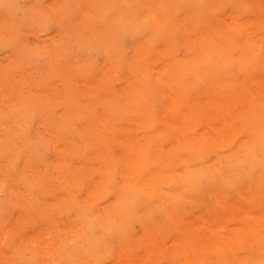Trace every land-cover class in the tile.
<instances>
[{"label": "bare ground", "instance_id": "obj_1", "mask_svg": "<svg viewBox=\"0 0 264 264\" xmlns=\"http://www.w3.org/2000/svg\"><path fill=\"white\" fill-rule=\"evenodd\" d=\"M116 1L120 2V0ZM2 2L15 5L14 0ZM75 2L77 7V1ZM255 2L259 5L257 8L263 4L264 10V0H255ZM221 3L224 5L226 0H177L175 13L182 17V26L187 30V41L190 42L193 37L189 22L191 15L204 13L207 19L215 22L220 17V11L215 9ZM78 5V15L74 21L72 20L73 24L71 23L73 33H70L71 29L66 28L70 18L65 21L63 15L57 18L58 28L61 35H64L60 52L56 47L45 44L40 49L44 56L40 62L35 52L25 53L29 65L45 70L39 72L43 78L51 75L54 71L52 69H56L68 88L60 90L57 95L52 94L54 90L51 93L47 88L42 92L44 98L39 104L33 101L32 105L28 100L21 101V105L17 102L18 107L12 105L8 109L12 113L18 110L21 117L8 114L5 122L0 123V224L6 221L10 223L0 229V236L6 227L16 223L11 220L13 217L6 219L7 215L2 208L3 201H8L13 206L14 216L19 217V221H24L25 217L22 213L30 210L32 214H29L26 220L28 222L37 221L34 213L40 214L43 211L42 219L58 224L57 229L61 234L58 235L56 244L45 238V230H41L34 237H28L23 234L24 231L19 232L20 244L13 246L21 253L28 247L33 248L42 256L43 264H75L84 261L91 264L95 261L94 258L101 257L103 252L107 251L106 245L116 237L120 241L119 246L110 251L112 254L115 251L117 259L124 258L120 248L128 245L130 239L128 236L131 235L132 225L136 222L144 233L132 232V242L151 248V264H165L167 257L172 259L174 264H264V231L259 232V229H264V77L260 75L264 69V26L262 28L260 26L264 22V14L258 17L257 27L252 33H244L242 39L229 37L226 31L221 33L220 30L216 34L205 31L202 44H206L208 49H205L201 55V61L197 64L199 67L196 66L191 55H185L188 64L184 66L189 70L187 74L191 78L195 77L197 82L189 86L196 88V93L204 89L199 82H204V78L209 77L218 88L213 87L224 92L225 96L221 98L225 102L229 103L231 100L253 95L247 100V104L227 113L228 117L235 118V123L232 125L235 131L229 142L222 145V147H230L229 150L216 151L215 148V153H210L209 160H205L199 149L190 148L201 147L203 144L205 147H220L216 143L215 132L199 133L194 130L187 132L180 126H173L176 119L188 122L187 118H190L191 110L187 113V117L185 114L182 115L180 110L169 116L167 112H149L152 109L138 103L137 100L129 105L127 109L129 119H127L123 110L119 108L118 112L114 113L112 107L103 103L111 124L105 125L100 119H96L91 121L94 129L90 132H77L85 142V149L98 147L100 152L98 159L102 164H99L95 171L88 173L85 171L86 167L85 170L82 168L86 160L78 161L74 155L79 151L78 147H74L79 145V141L76 144L72 142L64 144L55 137L49 147L53 153L49 165L37 147L38 144L45 147L44 135L40 133L39 139L35 140L29 137L25 128L20 130L21 120L28 113L34 114L38 119L45 117L46 114L47 120H56V117L52 116L53 113L54 116L59 117L58 122H54V127L59 128L63 121L68 127L63 132L64 140L68 138L72 141L70 131H73L74 117H60L55 109V106L59 109L57 111L65 109L66 93L70 88L71 75L67 71L72 56H67L68 50L74 55L78 54L76 50L80 48V37L84 35L87 38L95 37V34L104 30L107 45L104 51L111 65L115 66L114 62L123 63L128 56V61L132 64L135 60L131 61L130 57H137L141 68L153 73L154 78L161 81V86L176 79L177 71L171 69L172 79L168 78L165 76L166 71L155 72L151 67L148 68L150 57L142 60L143 58L137 55L141 53L138 51L144 43L151 41L159 43L166 36H171V32L166 29L160 32L157 27H153L147 20L138 16L121 18L125 7L120 3L117 5L112 0H109L107 13H101L102 19L98 21L97 13L101 4L96 0L84 2L78 0ZM94 10L95 16L92 18ZM58 12L59 9L55 8L54 14L57 15ZM11 15L6 17L9 22H12L8 20ZM89 15L91 22L95 21L94 24L92 26L88 23L81 24ZM31 16H37L34 8L30 9V13L24 18L25 23H22L21 31L24 34L34 30L32 24L28 22ZM239 26L243 29L247 24L243 22ZM88 27L90 29L87 30ZM215 29L220 28L216 25ZM76 34L77 37L72 38ZM128 35L134 39V50L132 55L128 52L122 57V54H125L122 50L123 39ZM214 44L226 48L236 61L238 72L243 73V79L228 84L227 79L224 80L221 74L215 72L218 68L224 69L225 65L212 54L211 51L216 52ZM190 47L191 45L185 46L184 51H189ZM161 49L159 47L154 50V54ZM53 55L65 58L61 59L63 68L55 65ZM196 58L198 59L199 55ZM110 64L98 74L105 78L111 77L112 75L105 72L107 68L111 73L114 72V66L111 67ZM122 78L128 79L129 75L124 71ZM51 86L52 84L49 87ZM126 92H128L126 97L132 101L138 99V95L142 92V95H147V91L141 89L136 79L126 88ZM70 101L73 100L69 97L67 102ZM44 104H47V108H44ZM200 104L204 105L197 101L193 106L200 107ZM91 107L92 104L85 109V112L91 110L87 115L89 118L92 115ZM113 107L118 108L115 104ZM43 109H46L45 113ZM227 110L228 108L223 109V113L225 114ZM173 129H178L183 136L178 138L172 133ZM145 139L149 142L146 145H144ZM208 140L210 145L207 144ZM61 145L64 147H57ZM148 147L157 148L148 151L150 149ZM160 147H173V149L171 151L170 148H164L162 155L158 156ZM146 151L148 152L145 153ZM156 156L160 157L162 162H154L158 159ZM116 175L122 177L121 184L116 183ZM203 178L206 179L204 193L213 197V201L214 196L218 199L223 197L221 204L227 206L222 211L216 210L218 213L231 212L245 218L241 219L238 228L233 229L234 232L214 234L213 229L221 223L220 218L217 224L209 221L210 225H207L205 220L208 218L205 216L208 213H203L204 211L198 214L204 221L194 222L198 218H190L188 221L190 216L184 214L185 206L188 203L193 205L198 203ZM243 178L248 179V185L243 184ZM222 184L229 186L235 197L230 198L225 195ZM99 186L106 192L107 200L96 199L98 195L96 190ZM259 190L260 195H257ZM252 195L257 196V199L247 200V197L250 198ZM44 203L47 207L49 203L55 204L59 209V217L57 218L56 213L49 208L43 207ZM245 204L253 205L257 209L255 211L249 209ZM156 212L162 213L160 218L163 222L167 219L165 227L174 234L173 241L164 243L165 241L161 240L164 238V229L159 228L154 222ZM199 226L205 229L210 227L211 235L205 237ZM218 246L224 247L225 250L219 249ZM217 252L222 255L216 257ZM156 256L161 260L159 263L156 262ZM23 257L25 256L19 257L14 264H30V260ZM122 263L127 262H120Z\"/></svg>", "mask_w": 264, "mask_h": 264}, {"label": "rangeland", "instance_id": "obj_2", "mask_svg": "<svg viewBox=\"0 0 264 264\" xmlns=\"http://www.w3.org/2000/svg\"><path fill=\"white\" fill-rule=\"evenodd\" d=\"M2 1L3 0H0V123L5 122L8 114L19 115L21 117L18 110L12 113L8 107H11L12 105L14 107H18V103L21 105V101L26 100H28L32 105L33 101L39 104L40 100L44 98L42 92L47 88L50 89V92L54 90L53 93L51 92L53 95L56 93L58 94L60 90L63 91L68 88L66 83L62 82V75L60 76V74H57L58 70L56 69H52L54 70L53 73L46 76V79L43 78L42 74H39V72L44 69L41 67L35 68L33 65H29L25 57V53L28 51L33 53L35 52L38 55L36 57L40 62L42 58H44L40 49L45 46V44L56 47L57 51L60 52L64 35H61V31L58 28L57 18L60 15H63L62 18L64 21L69 20L70 18L66 28H68V30L71 29L70 33H73L71 23L73 24L72 20L74 21L79 12L78 0H76L77 7L75 6V0H14L15 5H9L8 3ZM84 1L85 0H83V2ZM112 1L116 2L117 5L120 3L125 7L121 13V18L125 19L129 16H138L147 20V22H149L153 27H157L160 32H164L166 29L172 33L171 36H166L159 43L152 41L144 43L138 51L141 53L137 55L142 57V60L150 57L151 59L149 61L148 68L151 67L155 72L166 71L167 74H165V76L168 78L172 79L170 70L175 69L177 71V78L172 80L171 83L161 86V81L154 78L153 73H150L148 69L147 71H144L140 66L141 63L138 58H135L134 56L130 57L131 61L133 59L135 60L132 64L129 63L128 56L123 63L116 64L114 62L115 66L111 65V62L107 59V54L104 51V48L107 47L105 43L106 37L104 30L98 32V34L92 33L95 34V37L87 38L85 35L84 37H80V48L76 50L78 54L74 55V53H71L70 50H68L67 56H72L67 71L68 74L71 75V82L70 88L66 93L65 109L57 111L59 109L55 106L56 114L58 116L74 117L73 131H70L72 141L68 138L66 141L64 140L65 135L63 132H65L68 127L67 125H64L65 123L63 121L62 124L59 122L61 124L59 128L54 127V122H58L57 120L59 117L57 118V116H54L53 113L52 116L53 118L56 117V120H47L46 114L45 117L38 119L34 114L29 113L21 120L20 130L25 128L29 137L32 139H39L40 133L44 135L45 147L42 144H38L37 147L41 155H43L45 162L49 165L51 164L50 161L53 159V153L51 148H49L50 143L55 140V137H58V140H61L64 144H68L69 142L76 144V142L79 141L78 146L73 144L74 147H78L77 149L79 150L77 153H74L75 157L78 161L86 160V162L82 165L84 170L85 167L87 168L85 171H88V173L95 171L98 168V165L102 164L98 159L100 156L98 147L85 149V142L77 134V132H90V130L94 129V124L91 121H95L96 119H100L101 123L105 125H107V123L111 124V119L107 117V113L104 111V104H107L108 107H112L114 113H117L120 108L125 112L126 118L129 119L127 109L131 103H134L137 100L138 103L149 106L152 109L149 110V112H167L169 116L174 115L173 112L178 113L180 110V113H182V115L185 114L187 117V113L191 110L190 118H187L188 122L183 120L178 121L176 119V121L173 122V126H180L181 129L187 132L192 130L199 133L206 131L215 132L214 136H216V143H218V146L220 147H205L204 144L201 147H190L193 149H199L201 156L205 160H209L210 153H215V148L216 151L217 149L222 151L229 150L230 147H222V145H226L229 142L233 132L235 131L232 129V125L235 123V118L233 116L228 117L227 113L235 109H239L242 105L247 104V100H250L253 95L248 93V97H243L239 100H231L229 103L228 101L225 102L221 98L222 96H225L224 92L221 89H215L218 87L213 83L214 81L210 80L209 77L204 78V82H199L201 86H204V89L203 91L196 93V88L189 86L190 84H196L197 82L195 77L191 78L187 74L189 70L186 66H184L188 64L185 61V55H191L196 66H198V62L201 61V55H203L205 49H208L206 44H202V38L205 31H208L210 34L219 33L220 30L221 33L226 31L229 37H235L236 39H242L244 37V33H252L255 27H257L256 22L258 17L260 14H264V10L262 9L263 4L257 8L259 5L255 2V0H226L224 5L221 3L215 9L220 11V17L215 20V22L207 19V15L204 13H198L199 15L193 13L189 19V22H191L190 31L193 37L189 42L186 39L187 30L181 23L182 17L175 13L177 0ZM96 2L101 4L99 12L97 13L98 21L102 19L101 13H107L109 0H96ZM31 8H34L37 13V16H31L28 21L32 24L34 30L29 33L25 32L24 34L21 31L22 23H25L24 18L30 13ZM55 8L59 9L57 15L54 14ZM10 14L12 15L8 20L12 22L6 20V17ZM94 14L95 10L92 18L95 16ZM94 22H91V17L89 15L81 22V24L88 23L92 26ZM243 22H246L247 26L242 29L239 25ZM216 25L220 28L219 30L215 29ZM260 26L262 28V26H264V22H262ZM88 29H90V27H88L87 30ZM73 31L75 32L76 30ZM76 37L77 34L72 38ZM60 39L61 41L59 42ZM133 41L134 39L130 35L124 37L122 50L125 54H122V57L126 56L128 52H131L130 54L132 55V51L134 50ZM109 44L108 47H110ZM188 45H191L190 50L185 52V46ZM214 46L215 51L219 53V55L214 51H211L212 54L218 57L217 60H220L225 65L224 69L218 68L215 72L221 74V77L224 80L227 79L228 82L226 83L228 84H233L236 80L243 79V73L238 72L236 61L230 56V53L226 51V48L217 46L216 44H214ZM159 47L162 49L154 54V50ZM197 55H199L198 59L196 58ZM53 57L55 58V65L57 67L59 65L60 68H63L61 65V59L65 58L59 57V55H53ZM108 64H110L111 67L114 66V72L111 73L107 68L105 72L112 76L105 78L98 73L100 70L106 68ZM124 71L129 75L128 79L122 78ZM260 75L264 77V69ZM134 79L137 80L139 86L144 92L147 91V95H142V92V94L138 95V99L132 101L126 97L128 95L126 88L132 84ZM51 84L52 86L49 87ZM54 87L58 88H56V92ZM69 97L73 101L67 102ZM49 100L52 99L49 98ZM101 101L102 103H100ZM197 101L204 103V105L200 104V107H194L193 103ZM208 103H211V105L207 106ZM91 104L92 115L89 118L87 115L91 110H87L85 112V109L89 108ZM113 104L117 105L118 108L116 109L113 107ZM168 104L170 106H168ZM164 105L167 106L164 107ZM229 105H231V107H229ZM44 108H47V104H44ZM225 108H228V110L224 114L223 109ZM45 110L46 109H43L44 113L46 112ZM172 133L178 138L183 136L178 129H173ZM142 138L143 136H141V139ZM148 143L149 142L145 139L144 145ZM207 144H211L209 140L207 141ZM57 147L64 146L61 145ZM155 148L157 147H151L148 151H152ZM164 148H170L171 151L173 149V147H160L158 156L162 155L161 153ZM158 156H156L158 159H155L154 161L156 163L162 162ZM245 179L243 178V184L248 185L249 181L248 179ZM115 181L117 184H121L123 179L121 176L116 175ZM205 185L206 179L203 178L198 203L196 205L188 203L185 206L184 214L190 216L188 221L190 218H198L196 220L194 219V222H200V220L204 221V219H200L198 215L204 211L203 213H208L205 216V218H208L205 220L207 225H210L208 223L209 221H214L216 223L218 222V218H220L219 220L221 223H218V225L213 229L214 234H227L234 232L233 229L238 228L240 226L241 219L245 218L236 216V213L231 212L218 213L216 210L222 211L223 208H227V206H222L221 204L223 197L218 199L214 196L215 200L213 201V197L204 193L203 190L205 189ZM222 188L225 195L230 198L235 197V193H232V189L229 186L222 184ZM96 193L98 194L96 199L103 198L104 200H107V194L103 187L99 186ZM257 195H260V190ZM250 199L256 200L257 196L252 195L250 198L247 197V200L251 201ZM8 203V201H3L2 203V208L7 215L6 219L8 220L10 217H13L11 220L16 223L10 227H6L0 236V264H14V262H16L21 256H25L23 258H28V260H30V264H43L42 256H40L38 252L34 251L33 248L28 247L26 251L21 253V251L18 252L17 248L13 246L20 244V240L18 239L19 232L24 231L25 233L23 234L28 237H34V235L37 233L39 234L41 230H45V238H49L53 244H56L58 241V235L61 234L57 229L58 224L42 219L43 211L40 214L34 213V218L37 221H26L29 218V214H32L30 210L22 213V216H24L25 219L24 221H19V217L14 216L13 206ZM250 204L252 203L250 202ZM45 205L46 204L44 203L43 207L49 208L52 212L56 213L57 218L59 217V209L55 204L49 203V207ZM246 206L254 211L257 209L253 205ZM161 215L162 213L156 212L154 215V222L159 228L164 229V238L161 240H164V243H169V241H173V239H175V236L165 227L167 219L163 222L160 218ZM8 222L9 221H6L5 223L0 224V229L9 225L10 223ZM188 223L190 224V222ZM132 226V232L136 234L144 233L137 222L133 223ZM209 229L199 226V230L205 235V237H209L211 235L212 231ZM263 231V228L259 229L260 233H263ZM132 232L131 235L128 236V238H130L128 245L120 248L124 258L117 259L118 256L115 255V251L113 254L110 251V249L113 251L117 246H119L120 241L116 237V239L112 238L113 240H110V242L106 245L107 251L103 252L104 254L101 257L94 258L95 261H92L91 264H120V262L123 261L127 262L126 264H151V248L145 245L139 246L138 244L132 242ZM152 240L154 241L153 238ZM218 248L224 249L222 246H218ZM153 254L155 256L154 250ZM163 254H165L164 250ZM220 255L222 254L217 252L216 257ZM159 261H161L160 258L158 259L156 256V262L159 263ZM75 264L89 263L84 261L82 263ZM165 264L174 263L172 259L167 257Z\"/></svg>", "mask_w": 264, "mask_h": 264}]
</instances>
